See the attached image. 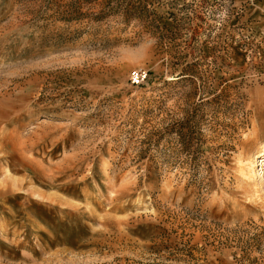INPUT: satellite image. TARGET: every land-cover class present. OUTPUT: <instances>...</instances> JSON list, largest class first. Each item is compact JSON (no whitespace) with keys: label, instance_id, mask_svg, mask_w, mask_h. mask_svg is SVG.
<instances>
[{"label":"rangeland","instance_id":"374dc122","mask_svg":"<svg viewBox=\"0 0 264 264\" xmlns=\"http://www.w3.org/2000/svg\"><path fill=\"white\" fill-rule=\"evenodd\" d=\"M263 147L264 0H0V264H264Z\"/></svg>","mask_w":264,"mask_h":264},{"label":"built area","instance_id":"2783aa9c","mask_svg":"<svg viewBox=\"0 0 264 264\" xmlns=\"http://www.w3.org/2000/svg\"><path fill=\"white\" fill-rule=\"evenodd\" d=\"M147 79V73L146 72H135L133 74V84H135L136 86H140L142 85Z\"/></svg>","mask_w":264,"mask_h":264},{"label":"bare ground","instance_id":"6f19581e","mask_svg":"<svg viewBox=\"0 0 264 264\" xmlns=\"http://www.w3.org/2000/svg\"><path fill=\"white\" fill-rule=\"evenodd\" d=\"M263 150H264V147H263ZM256 175L257 174L254 171L253 163H251L250 166H248L247 173L245 175V179H246V177H248V179L255 178Z\"/></svg>","mask_w":264,"mask_h":264}]
</instances>
